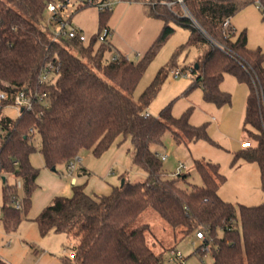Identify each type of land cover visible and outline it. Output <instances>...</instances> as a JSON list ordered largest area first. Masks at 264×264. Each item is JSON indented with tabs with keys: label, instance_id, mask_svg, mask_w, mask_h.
Segmentation results:
<instances>
[{
	"label": "trees",
	"instance_id": "16d2710c",
	"mask_svg": "<svg viewBox=\"0 0 264 264\" xmlns=\"http://www.w3.org/2000/svg\"><path fill=\"white\" fill-rule=\"evenodd\" d=\"M96 1L105 0H86L83 7L96 5ZM121 1L141 3L147 17L164 22L152 47L137 63L116 49L109 38L99 42L102 30L110 29L107 20L112 9L99 10L100 29L84 42L54 34L47 27L49 4L67 5L65 0H0V90L11 95L10 101L0 106V177L5 182L0 224L11 234L28 219L33 196L40 188V169L31 162L38 150L36 134L45 165L54 171L60 166L68 168L82 149L101 157L120 138L129 137L135 149L133 165L146 172L144 181L124 179L123 185L100 196L88 194L86 184H74L70 197L55 196L33 219L41 236L55 232L74 237L68 249L76 254L65 255L66 264H164V253H156L147 242L148 224L129 230L148 209L184 236L203 232L205 239L195 252L201 261V255L210 251L212 264H264V203L235 205L223 199L219 188L226 177L218 164L195 161L202 185H191L187 174L170 177L163 169L155 147L163 145L166 131L171 130L177 142H214L208 124H191L190 110L174 117L171 105L158 117L146 115L145 108L163 84L162 72L143 91L139 102L132 99L155 53L175 32L171 23L189 28L190 38L184 47L204 50L191 67L196 78L190 89L201 88L205 102L223 106L232 103L231 94L221 89L227 74L249 86L244 123L253 145L235 153L233 163L239 158L256 162L264 190V51L248 47L246 31L226 36L223 27L227 19L251 4L257 5L264 17V0ZM52 17L60 22L61 14L58 11ZM109 51L115 52L116 59L105 60ZM50 66L49 79L41 84ZM18 88L45 93L46 97L13 118L4 110L11 106ZM9 174L14 183H8ZM0 264L8 262L0 257Z\"/></svg>",
	"mask_w": 264,
	"mask_h": 264
},
{
	"label": "rangeland",
	"instance_id": "374dc122",
	"mask_svg": "<svg viewBox=\"0 0 264 264\" xmlns=\"http://www.w3.org/2000/svg\"><path fill=\"white\" fill-rule=\"evenodd\" d=\"M85 1L70 0L63 9L58 8V11L62 20L69 23L67 29L71 26L82 29L87 38L86 42H89L100 29V12L97 5L83 7ZM179 1L183 2V0ZM57 5L63 6V3L57 2ZM45 22L50 32L58 34L61 31L62 23L53 21L51 13H46ZM171 24L175 27V32L155 53L132 94V99L139 102L143 91L162 72L161 89L156 98L145 108V112L158 117L166 106L171 105L172 115L178 118L190 110L191 124L200 126L207 123L208 134L214 142L207 140L177 142L173 132L166 131L163 145L155 147L159 153L169 155L168 159L163 162L164 171L172 177L179 162H183L185 164L183 174L189 175V183L202 185V177L196 170L195 161L218 164L220 173L226 177L219 188V194L223 199L235 205L255 206L264 203V190L258 164L245 158H239L233 163L234 154L241 150L242 142L250 140L244 123L249 86L241 83L235 76L227 74L221 84V89L231 94L232 103L217 106L214 103L205 102L201 88L190 89L196 78V74L191 72V67L197 64L204 50L198 46L184 47L190 38L189 28L182 27L175 22ZM107 25L111 29V35L108 38L113 46L125 54L130 61L137 63L152 47L164 22L147 17L141 3L119 0L112 4V13L107 20ZM231 25L237 33L247 32L250 49L260 48L264 51V17L257 5L251 4L238 12L231 19ZM114 53V51L107 52L105 60H110ZM177 70L187 75L175 78L174 72ZM52 75L56 80L57 74L53 72ZM4 112L13 118H16L19 113L13 107L5 108ZM247 128L251 129L250 126ZM34 144L38 150L31 156V162L40 169L41 188L39 189L51 198L70 197L73 193L72 177L74 176L78 181L75 184H86L85 190L89 194L99 196L110 194L115 186L122 184L124 179L137 183L146 178V172L133 165L132 158L135 149L129 137L120 138L101 157H96L90 149H82L77 155L80 161L76 162L74 171H70L66 166H60L57 171L47 168L43 155L39 151L40 137L38 134L35 135ZM81 166L88 170V175L78 172ZM6 177L8 183L15 182L13 175L9 174ZM4 184V180L0 177V209L3 205ZM190 184L187 185L189 190L191 189ZM37 206L32 204L28 219L23 220L17 231L2 243L3 253L11 260V263L7 261L8 264H19L25 251L30 249V245L37 248L47 246L52 249L58 247L61 249L64 244L69 245V242L75 241L73 236L68 238L63 233L50 232L41 236L38 225L32 219L40 212L37 211ZM144 224L150 226V230L146 233L147 242L156 253H164V264H179L168 262L167 258L172 249L181 252L186 264L213 263L210 251L201 255L203 261L195 253L203 244L202 239H198L195 234L188 236L180 234L178 230L169 226L156 211L152 209L144 211L129 227V230ZM10 239H12V246L8 247L5 242ZM68 251L69 249H67V255Z\"/></svg>",
	"mask_w": 264,
	"mask_h": 264
},
{
	"label": "built area",
	"instance_id": "2783aa9c",
	"mask_svg": "<svg viewBox=\"0 0 264 264\" xmlns=\"http://www.w3.org/2000/svg\"><path fill=\"white\" fill-rule=\"evenodd\" d=\"M67 3L70 2V0H65ZM116 1L119 0H105L103 2L100 1H96V5L98 6L99 10H111L112 9V4ZM66 4H63V6L57 5V3H51L48 6V12L52 14H55L58 12V8L61 7H65ZM52 19H54L52 17ZM62 18H60V23H62V27H61V31L58 33H63L66 36L70 37V38H79L81 41L86 42L87 38L86 35L84 34V32L80 29L77 28L75 26H71L70 28L67 29V25L69 23L64 22L63 20H61ZM55 20V19H54ZM224 34L226 36H230L232 34L235 33V30L233 29L232 25H231V20L227 19L224 23ZM57 34V35H58ZM111 35V30L109 28H104L101 32V34L99 35V42H104L108 39V37ZM112 59H116V56H113ZM53 67L50 66V68L42 75L40 83L43 84L44 82H46L49 79L50 73L52 71ZM181 75H187V73H183L181 70H177L174 72V76L175 78L181 76ZM46 97V94L43 93L42 95L39 94L38 92L32 93L27 91L25 88H18L16 90L15 95L13 96V102L11 104V106L9 107H13L16 108L18 110V112L24 108H28L30 109L33 104L35 103V101H37L39 99V101H43V99ZM11 99V95L7 92V91H2L0 90V106L3 105L4 103L10 101ZM147 116L149 115L148 113L146 114ZM252 141L251 140H245L244 142H242L241 144V148H249L251 147ZM159 158L164 162L168 159L169 155L168 154H162L159 153ZM80 158H76V161L71 162L68 165V169L70 171H74L76 169V162H79ZM185 168V164L183 162H179V164L176 167V170L172 173V176H177L180 174H183V170ZM19 186H21L20 182H19ZM16 207L19 208V204H16ZM196 237L198 239H205V235L203 232L198 231L196 233ZM208 250V248H205V251ZM75 251L74 250H69L68 251V255L70 257H74L75 256ZM168 262L169 263H174V262H178L179 264H186V261L183 257V255L181 254V252L179 250H175L172 249L169 252L168 255Z\"/></svg>",
	"mask_w": 264,
	"mask_h": 264
},
{
	"label": "crops",
	"instance_id": "0c3cea01",
	"mask_svg": "<svg viewBox=\"0 0 264 264\" xmlns=\"http://www.w3.org/2000/svg\"><path fill=\"white\" fill-rule=\"evenodd\" d=\"M78 172L86 174L88 172V170L85 167L81 166L80 169L78 170ZM37 182L41 188L39 177H38ZM77 182H78L77 178L75 176L72 177V183L75 184ZM35 198H38V199H35ZM52 199L53 198H51V196H49L48 194L45 195V193L42 192L41 189H38L33 196L32 204L38 205L36 209H38L37 211L41 212L51 202ZM35 202H37V203H35ZM39 209H41V210H39ZM36 216H34L32 219H34ZM12 234L13 233H11V234L6 233L3 226L0 225V257L1 256L4 257L6 259V261H8L10 263H11L10 258L6 254L3 253L4 249L2 248V243H4L6 238L11 237ZM63 234H65V233H63ZM68 238H71V237L68 236ZM5 243H6V246L11 247L12 246V239H10L9 241L6 240ZM73 243H74V241L69 242V245H68V243H66L63 245V247L61 249L59 247L56 249H52V248H48L47 246L45 248H37L34 245L29 244L30 249H27L25 251V254H24V256H22V259H21L19 264H66L64 262L63 257L65 255H67V249Z\"/></svg>",
	"mask_w": 264,
	"mask_h": 264
},
{
	"label": "water",
	"instance_id": "95a60500",
	"mask_svg": "<svg viewBox=\"0 0 264 264\" xmlns=\"http://www.w3.org/2000/svg\"><path fill=\"white\" fill-rule=\"evenodd\" d=\"M53 171H54V169H53ZM124 184V180L122 181V184L121 185H123ZM74 264V263H73Z\"/></svg>",
	"mask_w": 264,
	"mask_h": 264
}]
</instances>
